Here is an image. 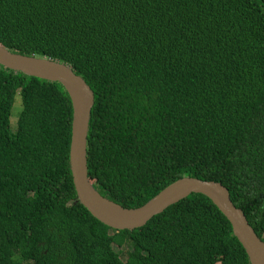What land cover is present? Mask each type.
I'll list each match as a JSON object with an SVG mask.
<instances>
[{
	"label": "trees",
	"instance_id": "trees-1",
	"mask_svg": "<svg viewBox=\"0 0 264 264\" xmlns=\"http://www.w3.org/2000/svg\"><path fill=\"white\" fill-rule=\"evenodd\" d=\"M0 45L91 88L103 197L135 209L183 177L218 182L264 242V0H0ZM72 114L59 83L0 66V264H250L200 194L133 231L95 219L73 185Z\"/></svg>",
	"mask_w": 264,
	"mask_h": 264
},
{
	"label": "water",
	"instance_id": "water-1",
	"mask_svg": "<svg viewBox=\"0 0 264 264\" xmlns=\"http://www.w3.org/2000/svg\"><path fill=\"white\" fill-rule=\"evenodd\" d=\"M0 66L52 83L67 92L73 109L69 165L78 202L98 221L116 231L139 229L154 216L191 194L208 198L231 225L232 233L244 248L250 264H264V242L249 225L241 209L231 201L221 183L183 177L168 185L139 208H124L103 197L88 177L87 136L94 93L84 79L64 63L45 57L14 53L0 45Z\"/></svg>",
	"mask_w": 264,
	"mask_h": 264
},
{
	"label": "rangeland",
	"instance_id": "rangeland-1",
	"mask_svg": "<svg viewBox=\"0 0 264 264\" xmlns=\"http://www.w3.org/2000/svg\"><path fill=\"white\" fill-rule=\"evenodd\" d=\"M21 110H22V101H21L20 96L17 95L15 98L14 106L12 108L11 120H10L11 121V127L13 128V130H15V128H16L17 119L20 115ZM128 251H129L128 246H126L122 249L120 257L123 261L126 260Z\"/></svg>",
	"mask_w": 264,
	"mask_h": 264
}]
</instances>
